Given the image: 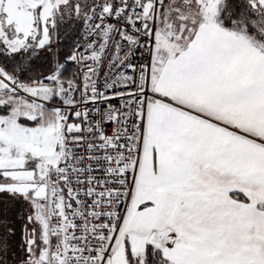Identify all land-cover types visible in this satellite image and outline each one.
<instances>
[{"label": "snow or ice", "instance_id": "6c2138e0", "mask_svg": "<svg viewBox=\"0 0 264 264\" xmlns=\"http://www.w3.org/2000/svg\"><path fill=\"white\" fill-rule=\"evenodd\" d=\"M0 264H264V0H0Z\"/></svg>", "mask_w": 264, "mask_h": 264}]
</instances>
